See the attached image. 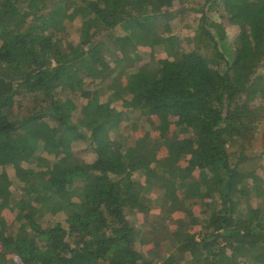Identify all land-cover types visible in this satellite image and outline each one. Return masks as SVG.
<instances>
[{"label": "trees", "instance_id": "1", "mask_svg": "<svg viewBox=\"0 0 264 264\" xmlns=\"http://www.w3.org/2000/svg\"><path fill=\"white\" fill-rule=\"evenodd\" d=\"M176 1L0 0V264H189L187 252L200 264H264V179L228 149L264 118V0H206L187 48L170 24ZM157 46L155 67L133 68L121 85L107 56ZM108 78L123 111L101 99ZM67 90L85 97L80 111ZM126 107L141 115L129 123L132 147L111 135ZM159 208L161 223H148Z\"/></svg>", "mask_w": 264, "mask_h": 264}, {"label": "rangeland", "instance_id": "2", "mask_svg": "<svg viewBox=\"0 0 264 264\" xmlns=\"http://www.w3.org/2000/svg\"><path fill=\"white\" fill-rule=\"evenodd\" d=\"M206 0H184L183 3H179V2H175L174 4V8L173 9H177L178 12V16L176 18H172L170 20V24L173 28V33L177 34L178 36L181 37V39L183 40L184 37H186L188 39V41H181L180 47L183 43H185L184 47H191L193 45H197L198 44V32H197V27L199 24V17L200 14L196 13L194 11H192L193 9H199L202 7V4L205 2ZM182 9H185L186 12L182 14ZM192 11V12H191ZM69 33L75 35L74 40H77V37L79 38L80 32L78 31V28L76 26V23L70 22L69 23ZM238 28L237 26H229L226 28L227 33L229 34V38L232 41V39L235 38V36L238 34ZM102 39H107L105 38L106 33H100ZM165 47H161V46H157L156 50L154 51H148L145 50L143 48H139L135 53H133L130 58H132V60H129L126 58V60L122 61V62H118L116 60V57L113 55H108L107 56V60L109 61L110 65L112 67L115 68V71L113 72V74H117V76H121L120 79L121 80V85L123 83H125L126 81V76L127 73H129L131 70H134L133 68H136L137 66L141 65V64H147L148 66H151V68L155 67V63L153 62V57H152V52H164ZM110 51L109 49H107V52ZM257 74L264 72V65L261 66V63L258 65V69H257ZM122 75H119V74ZM116 79V78H115ZM115 79L112 78H108L105 80V82H103L100 86L101 90H104L103 92L100 93L101 99L103 101L109 100L113 101V105L114 107L117 108L118 111H123L124 110V105H122V103H119L118 98H113L110 97V94L116 91V88H119L118 86H108L109 84H111ZM87 82H90L91 79L87 78L85 79ZM86 87H90V88H94V86L92 84H87ZM64 94L68 97L73 98L76 103L78 104V111H80V106L83 102L86 101L85 97L81 96L79 94V92H70V91H64ZM31 102H27L25 101L21 106H18L16 108H14V114L18 117H22L23 114H26V112H28L30 110V108L28 109V107L31 105ZM264 107V103L262 105ZM261 107V104H260ZM126 112H125V120L123 121V125L124 127H120L119 129L115 130L112 132V137H117L120 139L121 144L127 145V146H134L135 144V136L133 134V125H130L129 123H132V121H135L138 119L137 116L140 115V110H136L137 113L134 112H129L130 108L126 107ZM263 116H264V111L262 112ZM141 116V115H140ZM143 120L145 121H149L151 124H155L156 121L155 120H150L151 117L148 114H143L141 117ZM89 149L88 143L87 141L85 142H78L74 145V150L75 152L82 157V154H86L87 151ZM230 150V152H235V153H239L238 151H241L242 154L247 155L248 157L252 158L253 156H256L257 158H255V161H251L249 160L250 158L245 159L246 162L248 163V165L250 166H254L256 167V173L259 174L260 176L263 177L264 179V158L261 160V154L264 152V118L263 121L260 122L259 126L257 127V129L249 134L245 139H241L238 143L230 146L228 148ZM144 152H148V148L143 149ZM264 154V153H263ZM262 154V155H263ZM237 159L235 157L232 156V162L234 163V161H236ZM243 163V160H242ZM241 163V164H242ZM167 173L169 172L168 169H166ZM159 174H164V172H159ZM138 177L140 178L141 181H144L145 178L142 175V173L138 174ZM249 182H251V179H249ZM21 193H16V196H19ZM161 194L160 191H156L152 192L150 194V196L152 198H154L157 201V198L159 197V195ZM183 194V193H181ZM253 196V195H252ZM243 199L247 198V195H243L242 196ZM252 204H261V199H256L255 197L250 199ZM155 201V202H156ZM189 202H192L190 200L186 201V203L188 204ZM158 205V204H157ZM157 207V206H155ZM245 207V205L242 206V209ZM262 208L264 209V204H262ZM194 211L197 212L198 216L200 217V219H202L203 217H205V214L203 213V204L198 202V204H195L193 207ZM152 213H150L149 217H148V223H153V224H160L161 223V217L159 214H161L163 211L162 209H154L153 211H151ZM183 213H180L178 211L174 212V217L175 218H182L184 217V215H182ZM128 218L133 221V222H138L139 225H145L144 222L146 221L145 216H143V214H135L133 212H129L128 214ZM147 226V225H146ZM173 226V225H172ZM176 227V226H175ZM200 227L199 226H195L193 228L194 231H199ZM162 244L168 245L167 240H164L162 242ZM138 248L146 253V254H150V251L153 249V244H147V245H143V244H138ZM184 260H187V262L189 264H200L201 259H196L192 254H190L189 252L184 253ZM9 257H11V255H9ZM239 260H243L244 257H238ZM177 264H186L184 261H180L178 260ZM247 264H257L255 262H248Z\"/></svg>", "mask_w": 264, "mask_h": 264}]
</instances>
